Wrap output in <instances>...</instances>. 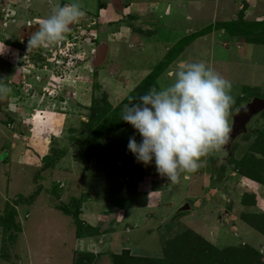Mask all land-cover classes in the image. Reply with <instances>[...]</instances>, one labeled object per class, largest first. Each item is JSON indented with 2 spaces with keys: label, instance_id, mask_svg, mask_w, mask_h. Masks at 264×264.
I'll use <instances>...</instances> for the list:
<instances>
[{
  "label": "rangeland",
  "instance_id": "374dc122",
  "mask_svg": "<svg viewBox=\"0 0 264 264\" xmlns=\"http://www.w3.org/2000/svg\"><path fill=\"white\" fill-rule=\"evenodd\" d=\"M5 1L0 78L11 93L0 96V264H121L122 251L163 256L180 234L195 243V261L213 255L214 264H264V109L229 155L208 153L187 181L164 178L155 203L142 200L144 179L115 208L103 202L100 185L108 195L130 186L117 168L100 174L101 184L92 180L100 164L135 160L127 150L135 130L120 120L122 110L167 87L178 63L203 62L231 81L230 125L240 107L264 98V0H193L197 6L170 19L165 7L190 0H98L93 11L82 7L85 15L62 40L29 51L42 19L71 0ZM102 2L111 19H126H99ZM152 23L161 24L157 31Z\"/></svg>",
  "mask_w": 264,
  "mask_h": 264
},
{
  "label": "clouds",
  "instance_id": "9594fccd",
  "mask_svg": "<svg viewBox=\"0 0 264 264\" xmlns=\"http://www.w3.org/2000/svg\"><path fill=\"white\" fill-rule=\"evenodd\" d=\"M84 15L79 0L57 4L28 38L27 51L62 40L69 26ZM168 76L173 80L167 87L151 88L126 104L120 120L135 130L127 150L136 161L144 165L154 162L161 177L178 184L191 178L202 157L226 150L232 133L228 116L235 101L231 81L203 62L178 63ZM9 93L11 88L0 78V96Z\"/></svg>",
  "mask_w": 264,
  "mask_h": 264
},
{
  "label": "crops",
  "instance_id": "0c3cea01",
  "mask_svg": "<svg viewBox=\"0 0 264 264\" xmlns=\"http://www.w3.org/2000/svg\"><path fill=\"white\" fill-rule=\"evenodd\" d=\"M31 1V0H30ZM23 2H28V0H23ZM51 2V4H55V3H59L60 0H44L43 3H46L47 4V7L49 6L48 4ZM54 2V3H53ZM80 4H81V7H83L84 9H89L91 11H93V9H95L93 7V5H95L94 3L98 4V0H79ZM197 1H193V0H190L188 1V3H185V4H182L180 5L177 1H174L172 2V4L170 5V7L168 8L165 7V11H166V18L167 19H170V18H173V17H180L182 16V13L184 14V12H181V10H183V8H188V10L190 8H193V7H190V3L193 4V6H197L196 3ZM179 5H178V4ZM102 4H104V6H99L97 8V14H98V18L99 19H105L106 22H108V24L111 25V23L113 24H116L117 21L119 20H122V19H126V17H122L120 18L119 20L117 21H114L116 20L115 18L114 19H111L112 17L111 16V13L109 11V3H104L102 2ZM133 6V2L130 1V3L126 4L124 7H123V10H121V12H119L120 15H124L127 13L125 12H128V9L132 8ZM152 6V5H151ZM146 7V6H145ZM163 8V4L161 6ZM96 11V10H95ZM164 16H162L164 18ZM181 18V17H180ZM110 21V22H109ZM119 25H120V22H118ZM124 25V26H123ZM156 26V31H157V28L161 25L159 24H156V23H152V27L153 26ZM167 24H165V21L162 22V26H166ZM122 27L123 28H126L127 25L126 24H122ZM208 26H206L205 28H207ZM191 28V27H190ZM192 29V28H191ZM192 31V30H191ZM167 32L164 34L166 35ZM182 34V33H181ZM163 36V35H162ZM167 39V38H166ZM114 161H111V162H108L109 164L113 163ZM129 162H132V164H126L124 162H115L113 164H115L114 166H103V165H98L96 167V174H99L98 178L97 177H94L92 180H95V179H99V183L101 184V182H103V177H100V174H109L111 176V173L113 172L114 169L117 168V172L118 173H122V176H124L125 178L127 177L131 182H130V186L128 185L127 186V191L124 192L123 190H121L118 194H111V195H108V192H106L105 190V186L104 184L103 185H100L101 187L98 189L99 191H101L103 194H107V197L106 199L103 200V202L105 201V203H107V205H112V207L115 208L116 204L119 202V201H122L124 199H127L129 195H127V193H130V188L129 187H135L137 185V183L140 182L141 179H144L143 183H144V191H146V195L143 196L145 193H143L141 196H143V201L147 202V204L149 203H155L154 199H156V196L157 194L160 193L161 190L164 189V185H165V180L163 177H161L157 171H156V168H155V164L154 162L153 163H150L149 165H144L142 163H139L135 160H130ZM95 173H93L95 175ZM125 174V175H124ZM89 177H93L92 175L89 176ZM92 180H88V181H92ZM115 181V187H116V190L118 191L120 189V186L119 183L117 182V179H114ZM87 183V182H86ZM92 183V182H91ZM88 184V183H87ZM129 184V183H128ZM89 185V184H88ZM91 185V184H90ZM94 184L92 183L91 186H93ZM94 190V189H92ZM97 190V189H96ZM264 192V191H263ZM121 197V198H120ZM130 200V199H129ZM95 202V201H94ZM102 202V203H103ZM116 203V204H115ZM101 203H99L100 205ZM118 205V204H117ZM153 205V204H152ZM190 206V205H189ZM109 207V206H108ZM135 209L136 206H135ZM133 210V208H132ZM133 211H131L132 213ZM173 225L171 226V231L173 230ZM163 233V232H162ZM163 235V234H161ZM260 237H261V240L264 241V236L259 234ZM91 237V236H89ZM160 237V236H159ZM134 244H136L135 242H132ZM107 244V243H105ZM108 245V244H107ZM137 245V244H136ZM255 248H258L259 249V246H256ZM144 250H141L140 252L143 253ZM262 251V250H261ZM262 253V252H261ZM132 254H135V255H138L137 252L134 253L132 252Z\"/></svg>",
  "mask_w": 264,
  "mask_h": 264
},
{
  "label": "trees",
  "instance_id": "16d2710c",
  "mask_svg": "<svg viewBox=\"0 0 264 264\" xmlns=\"http://www.w3.org/2000/svg\"><path fill=\"white\" fill-rule=\"evenodd\" d=\"M260 22L261 21H259L257 24H260ZM217 24L219 23L215 24L218 27ZM194 35H197V33H195ZM181 40H184V39H180L179 41ZM261 233L264 235V232L261 231ZM185 241L186 240L183 234L176 236L173 240H169V242L166 244V246L162 250L163 256L161 257L133 256L128 251H122V253L117 254V256H119L118 257L119 260L117 261H120L121 264H204L203 258L200 259V261H197V260L195 261L196 259L195 257H197L198 255L196 253V249L194 248L195 243L185 244ZM253 249L256 250L259 254H262L258 249H255L254 247ZM220 250L221 249H218V248L213 249V251H218V252ZM127 252H128V258H126L125 260V258L121 254L127 253ZM208 260L209 262L206 264H214L213 255Z\"/></svg>",
  "mask_w": 264,
  "mask_h": 264
},
{
  "label": "water",
  "instance_id": "95a60500",
  "mask_svg": "<svg viewBox=\"0 0 264 264\" xmlns=\"http://www.w3.org/2000/svg\"><path fill=\"white\" fill-rule=\"evenodd\" d=\"M263 109L264 98L254 97L252 101L248 102L245 106L240 107L236 111V113L233 115V122L231 125V139L229 141V144L226 146V151L228 152V155L230 154V144L233 139L245 130L246 123L247 121H249L250 117L257 112L262 111ZM186 206L188 207L189 204L186 203Z\"/></svg>",
  "mask_w": 264,
  "mask_h": 264
},
{
  "label": "built area",
  "instance_id": "2783aa9c",
  "mask_svg": "<svg viewBox=\"0 0 264 264\" xmlns=\"http://www.w3.org/2000/svg\"><path fill=\"white\" fill-rule=\"evenodd\" d=\"M1 4H5V5H6V4H8V3H6V1L3 0V3H1V1H0V5H1ZM5 5H4V6H5ZM26 24H31V22L28 20V21L26 22Z\"/></svg>",
  "mask_w": 264,
  "mask_h": 264
}]
</instances>
